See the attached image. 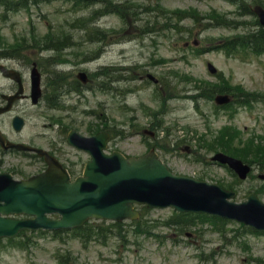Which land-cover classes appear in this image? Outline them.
Listing matches in <instances>:
<instances>
[{"label":"rangeland","instance_id":"rangeland-1","mask_svg":"<svg viewBox=\"0 0 264 264\" xmlns=\"http://www.w3.org/2000/svg\"><path fill=\"white\" fill-rule=\"evenodd\" d=\"M164 4L173 10L193 8L202 13L213 8H217L221 12H229L233 9L224 0H164ZM43 9L54 13L53 17L56 16L54 5ZM67 16L68 14H63L56 21H64ZM109 20L116 25L119 24L118 18H110L106 19L103 25L107 26L106 22ZM30 23L31 21H27L25 15H20L18 18L14 16L9 21L0 22V32L7 40L8 36H12L10 33H15L14 30L20 32L22 28H29ZM34 23V27L43 32L44 27L37 18L34 19ZM232 33L234 32L222 27H212L207 32L196 33L195 36L199 35L203 39L207 37L210 41L219 42L225 39L222 36ZM89 48L93 51L97 50L99 46L92 44ZM126 49L128 50V47ZM139 50L140 45L135 44L133 49L124 53L125 57L130 56L129 61L124 64L126 67H129L131 65L129 63L133 61L151 59L150 52L141 53ZM158 56L170 59L167 63L162 62L152 68L153 73L162 78L164 83L162 87L156 88L153 83L145 84L142 85L139 92L125 95V97L116 94V92L89 91V112H91L89 124H97L100 118L106 116L112 124L115 121L121 123L125 115L133 114L126 112L132 109L127 106L135 107L139 104L142 114L152 113L154 119L165 127H174L171 130V142L185 137L189 139L190 144L196 146L198 137L202 135L210 137L217 134L224 124H233L247 133L264 136V101L255 102L253 106L237 105L232 108L231 112L217 113L208 97L200 99L199 102L191 100V94L196 89L201 90L198 85L205 80L221 83L218 77L209 73L208 61H212L222 70L229 83H240L246 90L264 95V54H247L237 57L219 49L200 54L193 51L181 34L177 33L173 42L169 44L165 42L159 47V54L156 57ZM82 57L80 54V61L83 60ZM115 58L121 60L118 54H115ZM106 62L107 58L102 53L98 59L88 62L86 66L89 71L93 72ZM135 68L136 75L141 68L140 65ZM182 74L188 75V77L182 79L178 76ZM134 85L135 83H117L119 88H128ZM122 102L125 103L123 109L120 107ZM103 103L105 108H103ZM44 121L46 120L44 119ZM175 125L178 127L175 128ZM128 141L123 142L121 138H116L111 143V149L125 148L128 151H135L133 143L139 142L138 138L134 137ZM187 144V142L182 143L178 150L185 154L183 147ZM198 152L202 155L208 153L204 148L199 149ZM190 159L193 157L190 158L188 155H185V158H178L174 160L172 168L176 172L194 174L195 176L202 175L207 180H223L225 182L232 180L227 169L219 165L192 162ZM6 162V167L23 169L28 174L37 167L17 156H8ZM258 173L260 171L257 170L255 175ZM261 185H264V180L249 179L242 184L244 191L243 197L240 199H244L252 187ZM261 198L264 200V195ZM171 216H173V209L170 208L149 210L144 214L143 223L149 225L152 233H159L158 237L137 234L131 226L129 227L131 230L129 237L122 240L112 237L106 244L92 243L89 247H84L78 240H70L67 244H61V242L48 237L29 235L31 240L29 249L16 246L6 248L0 252V264H59L57 251L62 247H66V250L75 254L81 264H253L252 259L264 256L263 235L243 233L238 240H233L232 233L219 230L217 225L232 230L239 227L237 224L221 225L200 219H195L196 222L187 230L186 227L178 224L162 225V222Z\"/></svg>","mask_w":264,"mask_h":264},{"label":"water","instance_id":"water-1","mask_svg":"<svg viewBox=\"0 0 264 264\" xmlns=\"http://www.w3.org/2000/svg\"><path fill=\"white\" fill-rule=\"evenodd\" d=\"M93 155L94 161L89 165L87 178L73 184L64 180L0 184V197L6 201L3 211L15 209L34 213L38 224L43 226L47 225L42 219L46 212L62 213L64 218L58 225H66L90 217L125 216L130 213L134 201L222 209L221 205H217L218 193L198 188L195 195L189 187L173 183L163 174L157 162H127L118 155L105 157L101 149ZM6 222L0 218V233L14 231L7 228L13 222Z\"/></svg>","mask_w":264,"mask_h":264}]
</instances>
